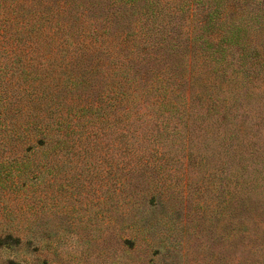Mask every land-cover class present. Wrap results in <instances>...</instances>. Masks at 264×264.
I'll use <instances>...</instances> for the list:
<instances>
[{
    "label": "rangeland",
    "instance_id": "1",
    "mask_svg": "<svg viewBox=\"0 0 264 264\" xmlns=\"http://www.w3.org/2000/svg\"><path fill=\"white\" fill-rule=\"evenodd\" d=\"M157 1L146 28L200 32L202 4ZM90 2L97 18L137 16ZM125 19L116 33L135 29ZM39 39L0 35V264H264V43L245 63L238 45L223 62L166 59L191 71L188 97L147 65L135 82L96 52Z\"/></svg>",
    "mask_w": 264,
    "mask_h": 264
},
{
    "label": "trees",
    "instance_id": "2",
    "mask_svg": "<svg viewBox=\"0 0 264 264\" xmlns=\"http://www.w3.org/2000/svg\"><path fill=\"white\" fill-rule=\"evenodd\" d=\"M113 2L132 8L137 16L129 22L122 12L111 16L104 11L100 18L91 16L90 0H0V35L7 34L11 41L22 43L35 42V38H42L51 46H70L69 48L86 50L87 52L84 51L81 55L91 54L92 58L96 52L99 54L95 55L97 62L106 59L114 62L116 73L129 75L135 82L144 78L143 74L136 75L132 70L139 62V73L147 68H144V65L154 72L155 85L160 83L161 88L168 86L169 92L177 90L180 91L179 94L188 97L194 84L191 71L188 72L182 67L171 69L169 64H166V59L202 56L204 58L201 59L206 60L209 56L223 62L227 45H238L243 52L242 63L253 57H261L260 46L264 43V0H179L171 11H189V14H193L194 3L202 4V7L207 9V18L205 17L199 25L200 32H196L192 27V32L188 35L176 31L183 24L173 19H169L167 24L174 30H163L159 24L155 29L146 28L144 20L159 14L162 9L161 5L156 6L157 0ZM143 8L144 11L140 13L139 9ZM98 9H104V6ZM144 14H147V17L143 20ZM121 19H125V22L129 26L133 25L135 29L116 33L113 25ZM97 23L101 25L98 26ZM197 40L201 41L200 46L204 51L200 54H190V51L195 53V50H190V46L195 47L193 43ZM140 42L146 45L144 49L139 48ZM155 48H159V51L155 52ZM130 53L138 61L131 58ZM144 59L150 64L143 62ZM191 59L186 62L187 66ZM159 63L163 64V68L158 70L155 66ZM171 65L173 62H170ZM169 79L180 81L183 90H178L175 84L171 86Z\"/></svg>",
    "mask_w": 264,
    "mask_h": 264
}]
</instances>
